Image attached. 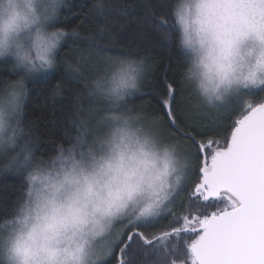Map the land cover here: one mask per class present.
Instances as JSON below:
<instances>
[{"label":"clouds","instance_id":"1","mask_svg":"<svg viewBox=\"0 0 264 264\" xmlns=\"http://www.w3.org/2000/svg\"><path fill=\"white\" fill-rule=\"evenodd\" d=\"M65 2L0 0V60L20 73L0 89V167L22 174L26 185L23 199L0 217V264H103L117 225L133 213L134 220L159 214L186 166L175 141H162L140 113L123 109L141 91L145 58L107 59L78 94L105 106L102 132L89 138L81 117L46 156L28 139L27 85L57 67L67 33L54 25ZM211 7L174 0L172 9L185 56L182 84L209 107L234 90L264 88V23L233 29L217 23Z\"/></svg>","mask_w":264,"mask_h":264},{"label":"trees","instance_id":"2","mask_svg":"<svg viewBox=\"0 0 264 264\" xmlns=\"http://www.w3.org/2000/svg\"><path fill=\"white\" fill-rule=\"evenodd\" d=\"M173 6L174 0H66L56 26L67 33L57 55V67L44 77L28 83L23 124L29 130L28 139L45 156L53 151L59 141L67 142L75 125L81 123V117L89 128L88 136L91 138L99 132L101 126L97 121L105 106L78 94L86 89L88 80L99 73L107 59L145 58L149 70L142 81L141 91L129 97L123 109L140 113V122L161 131L163 141H175L178 148L182 146L185 149L187 143L191 146L185 152L195 157L193 174L196 179L179 212H188L190 217H201L215 209H223L227 200L205 204L199 197H192L193 187L199 179L195 141L177 135L168 126L167 118L159 109L157 97L165 93L167 84L173 85L177 92L179 114L183 119L181 127L195 129L198 139L204 136L220 138L221 147L227 142L231 120L222 125L218 123L221 113H214V126L206 128V134L202 133L201 128L188 122V109L184 100L194 90L183 86L181 81L185 56L177 44V30L172 22ZM168 36L170 40L165 39ZM76 68L79 70H74ZM19 75L11 67V61L0 60V89L6 88ZM193 95L195 99L199 98L201 105L198 94ZM261 104L264 101L256 103ZM204 105L214 112L212 107ZM154 119H159L160 122L156 123ZM25 188L22 174L0 167V217L10 215L17 202L23 199ZM168 224L166 229L177 227L173 218ZM183 229V233L178 232L175 238L168 241L169 248L174 250L164 255L161 249L163 259L155 264H190L188 247L197 236L190 232L185 234V227ZM167 239L165 236V240Z\"/></svg>","mask_w":264,"mask_h":264},{"label":"snow or ice","instance_id":"3","mask_svg":"<svg viewBox=\"0 0 264 264\" xmlns=\"http://www.w3.org/2000/svg\"><path fill=\"white\" fill-rule=\"evenodd\" d=\"M166 89L162 96L157 97V103L163 116L167 118L168 126L177 135L195 141L199 173V179L193 187L195 197H199L205 204L227 200L223 209H215L206 216L181 218V223L185 226L191 220V231L199 238L198 246L191 252L190 264H202L208 242L248 207L249 196L234 176L233 167L253 137L258 140V154L264 161V104L251 105L243 115L234 117L228 130L227 142L221 147L220 138L204 136L198 139L195 129L181 127L183 119L177 106L176 89L171 84H167ZM229 192L237 195L238 202L231 196L224 195ZM168 215L172 216V213L169 212ZM178 231L177 227H172L157 232L152 223L141 222L139 219L127 221L121 226L119 234L107 242L108 252L103 264H155L163 259L161 249L164 255L174 250L169 248L168 241L175 238ZM165 236L168 237L167 240Z\"/></svg>","mask_w":264,"mask_h":264},{"label":"rangeland","instance_id":"4","mask_svg":"<svg viewBox=\"0 0 264 264\" xmlns=\"http://www.w3.org/2000/svg\"><path fill=\"white\" fill-rule=\"evenodd\" d=\"M209 4L212 7L209 9V14L212 16L217 23L225 24L231 26L233 29H244L251 28L256 25V22L259 21L264 23V0H208ZM58 24V20L54 27ZM65 40V39H64ZM64 43V41H63ZM62 43V45H63ZM60 51V49H59ZM58 51V52H59ZM58 55V54H57ZM45 73L38 77H35L29 82L33 80L44 77L49 74ZM28 82V83H29ZM136 94V93H135ZM133 94V95H135ZM193 94L195 92H189L190 97L184 100V103L187 107V120L190 124L201 128L203 134H206V128H211L214 126L212 121V117L214 113L219 114V122L222 125L226 124L227 121H232L234 117L238 114L241 115L244 113L247 107L251 105H256V103L260 101H264V88L258 89H247V90H234L224 102H218L214 104L212 107L213 111L207 109L204 105L206 102L200 98L202 104H199V98L195 99ZM197 95V94H196ZM199 96V95H198ZM260 100V101H259ZM204 102V103H203ZM142 123V122H141ZM145 126L152 127V125ZM99 132L103 131L102 126L99 127ZM155 131H157L160 139H162L161 131L152 127ZM158 128V127H157ZM160 128V127H159ZM185 149H191V146L187 143L184 146ZM185 149L181 146L178 148V155L181 157L183 161L186 162V166L182 170V179L180 184L176 189L173 190L170 199L166 202L161 212L157 215L150 217H143L139 220L141 222H148L154 224L155 231L159 232L168 227L169 220L173 218L175 223L181 222V218H191L188 215V212L184 211L179 212L187 199V195L192 188V185L195 182V176L193 174L195 167V157L189 153V155L185 152ZM189 152V151H188ZM169 212L172 213V216H169ZM179 212V213H178ZM187 214V215H186ZM133 213L132 216L124 218L118 225V230L121 229V226L127 221H133ZM158 218V219H157ZM192 218H195L192 216ZM137 220V219H135ZM198 221V220H197ZM191 220L187 224V227H192ZM185 228V229H186ZM115 233H113V236Z\"/></svg>","mask_w":264,"mask_h":264},{"label":"water","instance_id":"5","mask_svg":"<svg viewBox=\"0 0 264 264\" xmlns=\"http://www.w3.org/2000/svg\"><path fill=\"white\" fill-rule=\"evenodd\" d=\"M233 174L249 196L248 207L208 242L202 264H264V161L256 137L242 151ZM224 195L237 200L234 193ZM198 244L197 237L188 247L190 255Z\"/></svg>","mask_w":264,"mask_h":264},{"label":"flooded vegetation","instance_id":"6","mask_svg":"<svg viewBox=\"0 0 264 264\" xmlns=\"http://www.w3.org/2000/svg\"><path fill=\"white\" fill-rule=\"evenodd\" d=\"M194 195H192V197H193ZM195 197V196H194ZM198 200V199H197ZM200 200V199H199ZM193 217H197V216H195V215H193ZM191 218H192V216H191ZM197 223H199V221H197ZM192 224V223H191ZM183 227H187V226H185L183 223H181L180 221L179 222H177V228L179 229V231L178 232H181V233H183V231H184V229H183ZM182 228V229H181ZM185 230H187V232H190V233H192V231H191V228L190 227H188V228H186ZM192 234H194V233H192ZM195 235V234H194Z\"/></svg>","mask_w":264,"mask_h":264}]
</instances>
